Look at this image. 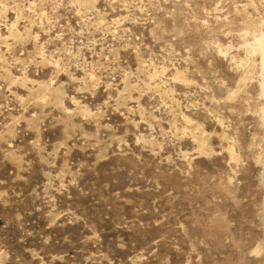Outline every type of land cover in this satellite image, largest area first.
Returning <instances> with one entry per match:
<instances>
[{
    "label": "rangeland",
    "instance_id": "1",
    "mask_svg": "<svg viewBox=\"0 0 264 264\" xmlns=\"http://www.w3.org/2000/svg\"><path fill=\"white\" fill-rule=\"evenodd\" d=\"M0 264H264V0H0Z\"/></svg>",
    "mask_w": 264,
    "mask_h": 264
}]
</instances>
